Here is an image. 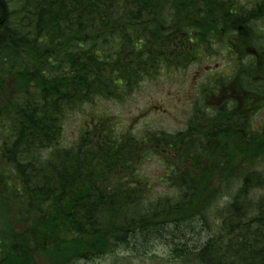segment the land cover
Returning <instances> with one entry per match:
<instances>
[{
    "label": "flooded vegetation",
    "instance_id": "flooded-vegetation-1",
    "mask_svg": "<svg viewBox=\"0 0 264 264\" xmlns=\"http://www.w3.org/2000/svg\"><path fill=\"white\" fill-rule=\"evenodd\" d=\"M123 7L137 6H115ZM150 7L157 9V21L147 22L157 25V59L170 62L158 69L154 64L152 73L141 74L133 85L115 79L110 89L112 98L120 100L119 94H133L157 73L169 75L175 84L170 130L154 127L134 132L116 123L115 117L90 115L73 141L62 131L59 181L72 186L75 195L28 199V216L41 218L44 224L29 229L31 241L43 236L46 250L35 254L36 264H70L59 254L66 250L77 252L69 257L73 264L102 259L111 264L170 262L169 247L157 242L136 244L138 233L122 236L129 232L123 227L129 220L139 219L137 228L151 226L142 212L130 213V199L157 207V199L171 196L153 195V188L184 185L197 194L190 199H229L226 188L234 187L236 194L247 175L257 172L255 156L264 154V0H182ZM181 83L186 84L185 94L179 89ZM157 109V105L145 106L139 118L157 121ZM150 155L158 157L161 175L156 163L153 171L143 167ZM75 199H95V203L80 207ZM104 204L120 215L112 212L121 218V226L97 227L100 211L87 209ZM146 207L152 213L153 207ZM160 248L168 253L159 254ZM101 251L109 255H98ZM97 257L101 259L92 262Z\"/></svg>",
    "mask_w": 264,
    "mask_h": 264
},
{
    "label": "trees",
    "instance_id": "trees-1",
    "mask_svg": "<svg viewBox=\"0 0 264 264\" xmlns=\"http://www.w3.org/2000/svg\"><path fill=\"white\" fill-rule=\"evenodd\" d=\"M180 1L0 0V264H35V254L46 253L41 234L31 241L29 229L44 224L28 216V199L75 195L72 186L59 181L57 146L68 108L96 96L109 99L115 79L133 85L141 74L152 73L154 64L158 69L169 63L157 59V25L147 22L157 21V9L150 6ZM46 150L50 153L42 155ZM263 160L264 154L255 156L257 165ZM259 171L252 172L251 180L247 175L237 193L228 196L215 227L206 226L214 197L190 199L197 194L184 185L170 187L171 197L157 200L158 233L174 246L173 260L182 257L183 248L188 255L183 262L190 264H264V196L248 194L250 188L264 186V172ZM40 178L43 184L37 183ZM75 201L80 207L95 203ZM145 211L130 205V213ZM97 223L106 226L99 219ZM197 225L203 232L196 231ZM205 231L209 236L203 244L186 246L189 233L197 237ZM59 254L68 263L77 252Z\"/></svg>",
    "mask_w": 264,
    "mask_h": 264
},
{
    "label": "rangeland",
    "instance_id": "rangeland-1",
    "mask_svg": "<svg viewBox=\"0 0 264 264\" xmlns=\"http://www.w3.org/2000/svg\"><path fill=\"white\" fill-rule=\"evenodd\" d=\"M181 84L182 85L179 87V89L181 90V94H185L186 84L185 83H181ZM173 85L175 84L174 82L172 83V79L170 78L169 75L165 76V73H162V74L159 73L157 74V78L152 80L151 83H142L141 86L135 92H133V94H130V93H128L127 95L119 94L120 100L113 99V101H108L101 97H96L94 99L95 102L91 104H90L91 101H83L80 104L81 106L69 109L66 115L63 117V120H62L63 132L66 135V138L68 140L73 141L75 137H78L80 133L83 131L84 121L86 120L85 118L88 119L90 115L100 116V117H110V118L115 117L116 123L120 124L121 126H127L129 128H132L134 132H143L145 130L153 129L154 127L155 129L157 128V130L169 131L170 125H171L169 114H170V106L172 103V91L175 89ZM155 100H157V104ZM153 105H157L158 107L157 121H155L151 117L144 119V120L140 119L139 112L141 111V109H143V107L145 106H153ZM181 106L185 107L184 101H182ZM161 108H165L167 110V113L165 114L162 113ZM144 126L147 129H145ZM1 133L2 131L0 128V134ZM2 140L4 141V139ZM0 143L2 144V141ZM45 153H47V151H44L42 155H44ZM49 153L50 151H48V154ZM42 158H46V157H42ZM149 158L150 160L147 163H145L143 167L145 166L146 170L153 171L155 170V166L157 165L156 167L157 174L161 175L162 169L159 164L158 157L157 159H155L153 155H150ZM143 167L142 169L145 170ZM260 169L261 171L259 172H264V164L263 166H261ZM42 182L43 180L40 178V182H37V183L39 184ZM250 189L251 190L248 192L250 197L257 199L259 197L264 196V186H259V187L254 186V188H250ZM167 191L168 190L166 188H161L159 186L157 188L152 189L153 195H165ZM253 191H256V192H253ZM130 202L139 211L141 209L147 210L148 208L146 207L148 206V204L146 205L142 204L140 201H138V199L132 198L130 199ZM225 203H226V199H219L218 201H216L215 203L209 206L208 211L206 213V219H207L206 226L210 225V226L215 227L219 224L220 222L219 220L223 216L222 207L224 206ZM119 206H121V204H119ZM113 209L114 208L107 206V205L103 206V208H99V207L97 208V211H100L99 214L102 216L104 215L103 220L101 219V216H99L98 219L101 220L108 227H116L122 224L120 223L121 218H117L116 216L112 214V212H114V214L119 215ZM152 213H155L157 215V207L153 206ZM152 213H148L145 211V212H142V216H141L151 221L150 227H146L144 229H141V227L137 228V224L140 222V220L139 219L129 220L123 226L125 230L129 231L128 234H125V235L121 234V235L122 236H135L138 233L135 236L136 244H147L149 242L150 243L157 242V243H160L161 245L169 247L172 250L171 252L175 254L176 250L174 249V246H172V244L167 242V239H163L158 233L161 230H159L156 227H153L154 222H155L154 217L156 216ZM149 214L150 216H146ZM152 215H154V217ZM95 217L96 216H94V218ZM136 229H141V230H139L136 233H133L136 231ZM203 229L204 228L199 227L197 225L196 231L199 232L200 230L201 232H203ZM193 234L194 232H192V234L189 233L187 237L189 241L192 239V242H189V241L186 242V246L189 245L187 246L188 248H191L192 243H196V245L199 243L203 244L209 236V233L207 231H205L204 234L200 233L201 235L197 237L195 236L192 237ZM122 236H118V237H122ZM0 242H1V239H0ZM177 248L180 250L181 247L177 244ZM182 249L180 251H183V252H181V254H178V256H182L180 259L183 261L188 260V258L186 259L185 257L188 255ZM158 253L167 254L168 252L166 251L165 248H160ZM103 255H106V254H103ZM162 259L165 260V258H162ZM111 263L113 262L112 261L109 262V261H106L105 259H102V260H98V262H95L93 264H111ZM180 263L190 264V263H185V262L183 263L180 262ZM180 263L175 262V261L169 262L165 260L163 262H158L157 264H180ZM38 264H44V263L40 261Z\"/></svg>",
    "mask_w": 264,
    "mask_h": 264
},
{
    "label": "bare ground",
    "instance_id": "bare-ground-1",
    "mask_svg": "<svg viewBox=\"0 0 264 264\" xmlns=\"http://www.w3.org/2000/svg\"><path fill=\"white\" fill-rule=\"evenodd\" d=\"M67 113V112H66ZM252 177L254 178V175H252ZM252 177H248L250 180L252 179ZM249 187L252 186L251 183L250 185H248ZM184 247V246H183ZM183 250V249H182ZM193 252V251H192Z\"/></svg>",
    "mask_w": 264,
    "mask_h": 264
}]
</instances>
